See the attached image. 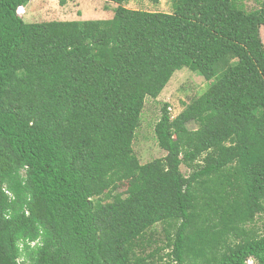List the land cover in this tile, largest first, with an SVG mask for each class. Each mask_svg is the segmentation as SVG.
I'll list each match as a JSON object with an SVG mask.
<instances>
[{
    "label": "trees",
    "instance_id": "obj_1",
    "mask_svg": "<svg viewBox=\"0 0 264 264\" xmlns=\"http://www.w3.org/2000/svg\"><path fill=\"white\" fill-rule=\"evenodd\" d=\"M32 1L0 0V264H264V0L26 23ZM184 69L209 87L142 164L146 101Z\"/></svg>",
    "mask_w": 264,
    "mask_h": 264
},
{
    "label": "rangeland",
    "instance_id": "obj_2",
    "mask_svg": "<svg viewBox=\"0 0 264 264\" xmlns=\"http://www.w3.org/2000/svg\"><path fill=\"white\" fill-rule=\"evenodd\" d=\"M263 0H244L248 11L260 8ZM65 3V4H63ZM118 6L104 0H33L28 8H21L20 14L26 23H42L58 20H110L114 18ZM129 10L158 12L173 14L175 12L171 0H161L155 4L148 0H129L125 6ZM27 16H31L30 18ZM261 38L264 43V28L261 29ZM209 87V82L202 76L187 69L177 72L162 95L154 100L147 99L141 117L140 128L134 141V152L142 164L150 163L156 159L164 158L167 153L162 150L155 136V126L162 116V108L168 104L172 117H177L187 105L198 99ZM189 129H197L190 125ZM185 176L190 171L182 167ZM116 193L123 194L130 186L129 182L119 181ZM101 202H109L108 193L100 198ZM256 224L264 234V218L258 217ZM162 225L155 226L148 237L158 238L163 236ZM151 252V250H150ZM249 264H252L249 262ZM255 264V263H254Z\"/></svg>",
    "mask_w": 264,
    "mask_h": 264
},
{
    "label": "crops",
    "instance_id": "obj_3",
    "mask_svg": "<svg viewBox=\"0 0 264 264\" xmlns=\"http://www.w3.org/2000/svg\"><path fill=\"white\" fill-rule=\"evenodd\" d=\"M29 16H27V18H28ZM31 17V16H30ZM29 17V18H30ZM60 21H75V20H60ZM77 21H80V20H77Z\"/></svg>",
    "mask_w": 264,
    "mask_h": 264
},
{
    "label": "clouds",
    "instance_id": "obj_4",
    "mask_svg": "<svg viewBox=\"0 0 264 264\" xmlns=\"http://www.w3.org/2000/svg\"><path fill=\"white\" fill-rule=\"evenodd\" d=\"M21 8H24V7H20L19 10H20ZM19 10H18V11H19ZM22 14H24V12H23ZM22 14H20V16H22Z\"/></svg>",
    "mask_w": 264,
    "mask_h": 264
},
{
    "label": "built area",
    "instance_id": "obj_5",
    "mask_svg": "<svg viewBox=\"0 0 264 264\" xmlns=\"http://www.w3.org/2000/svg\"><path fill=\"white\" fill-rule=\"evenodd\" d=\"M18 14L20 15V10L18 11Z\"/></svg>",
    "mask_w": 264,
    "mask_h": 264
},
{
    "label": "bare ground",
    "instance_id": "obj_6",
    "mask_svg": "<svg viewBox=\"0 0 264 264\" xmlns=\"http://www.w3.org/2000/svg\"><path fill=\"white\" fill-rule=\"evenodd\" d=\"M250 263H252V262H250ZM249 264V263H248ZM253 264V263H252Z\"/></svg>",
    "mask_w": 264,
    "mask_h": 264
}]
</instances>
